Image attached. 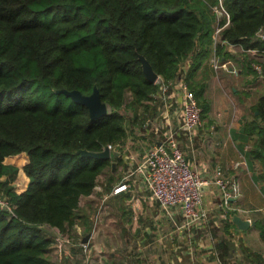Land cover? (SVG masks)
Listing matches in <instances>:
<instances>
[{
	"label": "trees",
	"instance_id": "trees-1",
	"mask_svg": "<svg viewBox=\"0 0 264 264\" xmlns=\"http://www.w3.org/2000/svg\"><path fill=\"white\" fill-rule=\"evenodd\" d=\"M216 4L229 23L214 42L215 24L227 19H217ZM263 28L264 0H0V197L13 206V213L0 208V264H62L69 259L63 251L73 253L76 246L64 240L62 258L54 262L59 237L51 228L75 243L91 232L93 220L79 211L80 202L106 171L105 192L112 193L120 180L112 159L123 163L128 127L121 109L132 111L128 123L138 127L157 109L158 85L145 76L139 55L166 81L190 60L186 80L203 117L209 103L205 84L195 78L198 68L213 51L248 71L254 70L252 61L264 65V39L258 35ZM95 83L109 105L97 118L57 92L77 88L89 94ZM252 113L254 120L240 133L248 140L253 131L251 152L264 165V95ZM108 144L118 146L109 158L77 152L101 151ZM23 153L28 183L16 191L21 167L5 159ZM260 176L264 181V172ZM116 193L130 196V190ZM229 225L235 224L230 221L226 230ZM228 244L223 239L217 247Z\"/></svg>",
	"mask_w": 264,
	"mask_h": 264
},
{
	"label": "rangeland",
	"instance_id": "rangeland-1",
	"mask_svg": "<svg viewBox=\"0 0 264 264\" xmlns=\"http://www.w3.org/2000/svg\"><path fill=\"white\" fill-rule=\"evenodd\" d=\"M210 56L211 54L207 56L202 66L198 68L195 73V78L197 81L203 82L206 87L208 86L209 92L213 93V97L219 91L224 92L225 106L218 103L212 110L214 114L211 112L212 118L209 124L214 125L215 129L217 126L229 125L231 120L237 122L241 111L249 112L251 115L253 104L257 100V97H253L254 93L252 94L254 87L250 88L252 86L250 85L251 82H254L255 79L253 80L250 74L246 72L248 71L247 68H244L246 71L243 70L239 64L240 61L238 62L232 58V63L229 66L215 71L210 62ZM188 63H190V60ZM188 63H183V66L188 67ZM238 95H242V97ZM127 99H129L128 94ZM222 106H224L223 109L221 108ZM142 108L140 107L139 109L141 110ZM225 109L226 114L224 112ZM121 110L127 114L128 137L129 132L131 133L136 126H130L128 123L130 122L128 115L132 111L126 107ZM205 120L206 118H203V123L198 128L197 134L201 132ZM137 137L138 133L134 141L131 142L132 135H130L126 143L124 142L122 145V147L124 146L123 150L126 148L125 145L129 144L132 146L130 151L126 152H134L140 142ZM179 139L184 140L183 137H179ZM253 142V137L247 141L249 147L252 148ZM181 146L187 156L186 152L188 151V147L184 144H181ZM188 149L191 150L190 148ZM197 151L198 149H195V155L198 158ZM26 160L27 158L23 153L17 156L7 157L5 162L14 163L22 168ZM201 160L199 159V161ZM112 162H115L112 171L116 177L118 176V179L120 176V179H130L131 176L128 175L127 167L124 164L114 159H112ZM241 163L242 161H240V165ZM202 165L205 164L203 163ZM242 165L245 167L244 163ZM234 169L238 168L234 167ZM223 171L226 177H230L227 176L228 174L226 175L225 169ZM106 177L107 171L98 177L94 192L90 196H83L81 198L79 207L81 213H86L93 220L92 227L95 229L92 228L94 233L89 239V243L91 241V243H94L98 247L96 249L93 246L90 251L94 262H98V258L101 256L100 263L97 264H216V261H211L212 256L214 257V254L211 253L212 249L210 248L211 241H214L216 249L219 252L221 251L222 256H226L228 253L235 255L241 252L247 260L246 264H254L251 252L241 242L237 233L226 230L227 222L225 223L218 218V210H215L214 204L206 205L207 208L212 210L210 212V227L202 226L194 229L192 236L195 239L192 243H189L186 230L171 229L170 224L166 227L165 221H163L165 223L164 225H158L157 228L155 224L154 228V217L157 215L158 207L152 203V200L149 199L146 192L138 189V185H132L130 187V196L126 198L121 193H115L114 191L112 193L105 192ZM27 183L28 177L20 169L13 183L15 190H24ZM214 193L215 196L213 197V201L211 200V203L217 200V189L214 190ZM81 226H84V224L81 223L80 228L76 231L82 230ZM51 230L53 232L50 234L52 235L53 233L56 235V231L52 228ZM57 235L59 236V232H57ZM223 239L228 240V247L230 249L216 246V243ZM63 241L64 239L60 238L57 242L53 243L51 258L54 262L60 261L62 258L60 254ZM69 241L71 239L66 240V242ZM190 249L194 252L195 260H192L193 257L191 258L190 256ZM233 250L235 251L234 253ZM64 251L63 254L65 253ZM64 256L69 259L66 262H62V264H81L80 259Z\"/></svg>",
	"mask_w": 264,
	"mask_h": 264
},
{
	"label": "built area",
	"instance_id": "built-area-1",
	"mask_svg": "<svg viewBox=\"0 0 264 264\" xmlns=\"http://www.w3.org/2000/svg\"><path fill=\"white\" fill-rule=\"evenodd\" d=\"M213 10L218 20L223 17L227 18L224 25L215 24L213 38L216 42L222 29L229 23V15L221 4L213 5ZM258 35L264 39V28L259 31ZM248 51L258 53L259 49L250 48ZM210 62L213 69L217 71L229 66L232 60L220 58L213 51ZM251 66L264 79V65L258 61H252ZM186 74L187 66L182 65L174 80L166 81L158 75L155 81L158 89L154 94L156 112L148 117L143 127L136 126L132 134L129 133L128 137L132 135L131 142L134 141L138 133L137 139L140 142L135 151L126 152L130 151L132 146L129 144L125 145L124 150V146L121 149L122 164L127 167L128 175L131 177L130 179L121 178L114 186L113 191L116 193L122 190H130L132 185H138V189L146 192L152 203L158 207L154 224L161 226L166 220L172 226L171 229L186 230L189 243H192L195 239L192 236L194 229L202 226L210 227V212L212 210L203 203L204 186L212 182L217 187L216 195L220 200L216 202L217 205L216 207L214 205V208L218 210V218L224 222L230 219L231 209H234L230 199L240 195V186L235 177H226L220 166L208 168L201 165V168H206L205 171L201 172L187 160L185 151L181 146L183 140H180L179 137L182 136L186 144L187 142L193 143L198 128L203 123V118L197 98L188 86ZM108 146L111 153L118 149L117 145L108 144ZM209 177L210 181L208 182L209 179L207 178ZM0 208L13 213V206L7 198L0 197ZM93 229L89 233V239L94 233ZM54 230L59 232V239L62 238L65 241L71 239L66 233L58 229ZM89 239L87 241L81 240L78 243L72 240L69 242L80 249L81 264L100 263L101 256L98 258V262H94V258L90 254ZM220 242L218 241L216 246ZM214 244V241H211V253L214 254L211 261H216V264H246L247 260L241 252L235 255H230V253L227 256H222L221 251L219 252ZM64 252L66 256L74 255L69 250ZM189 252L193 260L194 252L192 249Z\"/></svg>",
	"mask_w": 264,
	"mask_h": 264
},
{
	"label": "crops",
	"instance_id": "crops-1",
	"mask_svg": "<svg viewBox=\"0 0 264 264\" xmlns=\"http://www.w3.org/2000/svg\"><path fill=\"white\" fill-rule=\"evenodd\" d=\"M243 70L246 71L245 69ZM246 72L250 74L253 80L255 79L254 82H251L250 85L252 86H250V88L254 87V92H252V94L254 93L253 97H257L258 99L260 96L264 95V79H262L257 72L255 73L254 70ZM223 94L224 92L219 91L213 97V93L209 92L208 86H205L204 97L209 103V110L202 117L206 118L204 126L201 128V132H198L193 143L189 144L187 142L186 144L185 140L181 143L191 149L189 150L187 148V160L201 172L206 170V168H201L203 163L208 168L220 166L222 169H225L226 175L228 174L227 176H230L228 178L235 177L238 180L240 195L237 198L233 197L230 199V203L234 209H231L230 219L226 222L228 225L230 221H233L232 216L235 213L252 222L246 229H240L234 223L235 225H229L228 230L237 233L241 242L245 245L247 250L251 252L254 264H264V181L260 176V174L264 172V165L261 159L252 154L251 150L253 146L251 148L247 144V141L254 135L252 134L253 131L248 133L250 134L248 140L243 138L240 133L242 125L254 120V116L253 113L250 115L249 112L241 111L237 122L231 120L229 125L217 126V128L214 129V125L209 124L211 123L212 118L211 112L214 109V106L216 104L218 105V103L225 106ZM238 96L242 97V95ZM224 106L221 108L223 109ZM224 112L225 114L227 113L226 109ZM212 113L214 114V112ZM195 149H198L199 151H197L198 158L195 155ZM24 155L27 158L25 153ZM199 159L202 160L199 161ZM240 161L245 164V167L242 163L240 165ZM234 167H237L238 169H234ZM207 179H209L207 180L209 182L210 177ZM215 189H217V187L212 182L204 186L203 203L207 206L214 204L216 207V202L220 200V198L217 197V200L211 203V200L213 201V197L215 196ZM164 221L167 227L169 223L166 220ZM89 245L91 249L93 246L96 249L98 248L94 243H91V241ZM73 254L74 259H80V249L77 246L76 251L73 252ZM227 255H229V253Z\"/></svg>",
	"mask_w": 264,
	"mask_h": 264
},
{
	"label": "water",
	"instance_id": "water-1",
	"mask_svg": "<svg viewBox=\"0 0 264 264\" xmlns=\"http://www.w3.org/2000/svg\"><path fill=\"white\" fill-rule=\"evenodd\" d=\"M139 59L141 60V65L145 76L149 80L155 82L158 74L153 70L149 60L143 55H139ZM57 92H63L66 95L70 96L75 102L84 104L89 110L90 118L100 117L107 114L109 111V105L101 99V94L96 83L93 86L92 92L89 94H84L77 88L71 90L62 88L58 89ZM77 152L81 153L82 155L91 156L94 158H109L112 155L108 145L101 151L79 149L77 150ZM114 165L115 162H112V168L114 167ZM232 220L240 229L248 228L250 223L252 222L247 218L241 217L237 213L233 214ZM89 235V233L85 234L82 238V241H87L89 239Z\"/></svg>",
	"mask_w": 264,
	"mask_h": 264
}]
</instances>
